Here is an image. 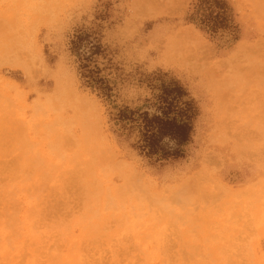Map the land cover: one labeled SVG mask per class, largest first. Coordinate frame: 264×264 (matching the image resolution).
Segmentation results:
<instances>
[{
  "label": "rangeland",
  "instance_id": "1",
  "mask_svg": "<svg viewBox=\"0 0 264 264\" xmlns=\"http://www.w3.org/2000/svg\"><path fill=\"white\" fill-rule=\"evenodd\" d=\"M0 264H264V0H0Z\"/></svg>",
  "mask_w": 264,
  "mask_h": 264
},
{
  "label": "trees",
  "instance_id": "2",
  "mask_svg": "<svg viewBox=\"0 0 264 264\" xmlns=\"http://www.w3.org/2000/svg\"><path fill=\"white\" fill-rule=\"evenodd\" d=\"M158 124L162 125V127L160 129L161 130V133L162 132H166V131H170L171 133H176L177 134L174 139L176 140V144L178 146H180V145H182L184 143L185 138H186L185 132L188 129V125L186 123L183 122L179 126L173 123L170 126H168L169 125V122L168 121L167 122L161 121V122H158ZM148 125L151 127L150 124H148ZM166 126H167V128H165ZM150 140H152V139H150ZM152 142L154 143V141H152ZM148 146H150L152 148V145L151 144H149ZM156 147H157V145H156Z\"/></svg>",
  "mask_w": 264,
  "mask_h": 264
}]
</instances>
